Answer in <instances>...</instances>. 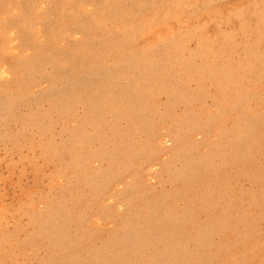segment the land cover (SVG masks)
Listing matches in <instances>:
<instances>
[{
	"label": "rangeland",
	"instance_id": "374dc122",
	"mask_svg": "<svg viewBox=\"0 0 264 264\" xmlns=\"http://www.w3.org/2000/svg\"><path fill=\"white\" fill-rule=\"evenodd\" d=\"M113 262L264 264V0H0V264Z\"/></svg>",
	"mask_w": 264,
	"mask_h": 264
},
{
	"label": "bare ground",
	"instance_id": "6f19581e",
	"mask_svg": "<svg viewBox=\"0 0 264 264\" xmlns=\"http://www.w3.org/2000/svg\"><path fill=\"white\" fill-rule=\"evenodd\" d=\"M239 2V1H238ZM261 2V1H260ZM176 3V2H175ZM243 3V2H242ZM216 6V5H215ZM231 6V4H230ZM238 6V5H237ZM233 8V7H232ZM170 10V9H168ZM205 10V9H204ZM230 10V9H229ZM233 10V9H232ZM237 10V9H236ZM231 12V11H230ZM239 14V13H238ZM238 16V15H236ZM194 17V16H193ZM196 18V17H195ZM240 18V17H239ZM238 19V18H237ZM202 20V19H200ZM184 21V20H183ZM189 21V19H188ZM194 21V20H193ZM216 21V19H215ZM237 21V20H236ZM236 26V25H235ZM177 27V26H176ZM180 27V26H179ZM199 29V28H198ZM197 29V30H198ZM243 29V27H242ZM238 30V28H237ZM171 31V30H170ZM166 32V31H165ZM238 32V31H236ZM167 35V34H166ZM241 35V34H239ZM161 36V35H160ZM215 36V35H214ZM152 37V36H151ZM152 39V38H150ZM223 40V39H222ZM213 41V40H212ZM214 43V42H213ZM142 44V43H141ZM145 46V45H144ZM145 50V49H144ZM147 50V49H146ZM149 50V49H148ZM147 50V51H148ZM150 52V51H149ZM76 62L73 61L72 64H75ZM78 65V64H77ZM80 67L83 68V71H84V78L80 79V80H76L78 82H80L81 84V87L78 91L74 90V88L70 87L71 83L69 84H65L63 85V88H62V92L60 93V98H64L65 100H70L72 98H80V97H84V96H89L91 102L89 103V106L90 108H92V106H95L97 105L100 101L102 104L103 103V99H106L110 94H111V91L109 90H100L99 87L100 85H104L105 84V81H106V77L104 76H100L99 77V81L96 83V82H93V81H90L91 79V74H96L97 73V70H100L99 69V65L94 61V60H88L86 63H84L83 65H79ZM33 66L31 64H26L25 65V70L26 69H30L32 68ZM19 68V65L16 66L15 69ZM141 70V69H140ZM76 73H77V69H75L73 72H71L70 75H68V77H71V78H74V76H76ZM67 77V78H68ZM227 91V90H226ZM107 94V96L105 97V95ZM53 100L55 102L58 103V99L57 98H53ZM101 105V104H100ZM113 105V104H112ZM102 106V105H101ZM100 106V107H101ZM97 108H95L96 110ZM96 112V111H95ZM143 113V112H142ZM141 117V116H140ZM123 137V136H122ZM126 142V141H125ZM235 156V155H234ZM133 168V167H132ZM210 168V167H209ZM131 171V170H130ZM116 181V180H115ZM108 189V188H107ZM106 191V190H105ZM159 233V232H157ZM145 234V233H144ZM137 237V236H136ZM133 240V239H132ZM131 240V241H132ZM160 240V239H159ZM159 242V241H158ZM138 246V245H137ZM140 246V245H139ZM142 246V245H141ZM138 248V247H137ZM141 250V249H140ZM129 251H130V247H129ZM128 251V252H129ZM132 252V251H131ZM130 253V252H129ZM133 253V252H132ZM134 254V253H133ZM137 255V254H136ZM134 255V257L136 256ZM131 257V256H130ZM134 259V258H133ZM112 260V259H111ZM106 261V260H105ZM128 261V260H127ZM115 262H113L114 264ZM108 264V263H106Z\"/></svg>",
	"mask_w": 264,
	"mask_h": 264
}]
</instances>
